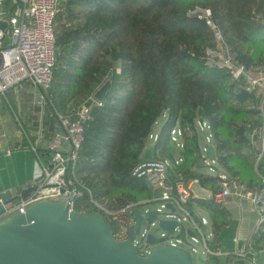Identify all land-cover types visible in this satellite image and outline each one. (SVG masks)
<instances>
[{
	"label": "trees",
	"instance_id": "obj_1",
	"mask_svg": "<svg viewBox=\"0 0 264 264\" xmlns=\"http://www.w3.org/2000/svg\"><path fill=\"white\" fill-rule=\"evenodd\" d=\"M196 5L211 10L238 62L264 71L262 0H58L55 64L50 85L43 91L42 125L49 137L58 129L59 115L74 112L84 101L91 106L75 162L82 191L73 205L77 213L100 214L94 203L110 209L146 205L157 187L150 188L132 170L146 148L151 158L173 161L170 132L174 127L181 131L183 161L168 168L165 183L193 181L212 194L218 192L217 175L200 170L205 158L199 121L208 125L211 134L216 173L248 189L264 186L259 176L264 175V155L256 161L260 98L245 90L240 80H231L225 68L206 63V51L216 50V42L204 20L188 15ZM12 8L11 0L3 1L6 12ZM106 79L110 85L105 99L90 103L88 97ZM37 117L30 118V127H23L26 139L34 140L30 132L39 128ZM161 117L165 118L150 144L148 137ZM252 129L256 132L251 140ZM41 152L36 154L45 157L46 150ZM194 204L213 213L206 246L216 252L229 213L212 197H191L186 207L195 219ZM180 236L185 238L184 233ZM248 248L264 252V223L251 235ZM247 254L208 257L211 264H248Z\"/></svg>",
	"mask_w": 264,
	"mask_h": 264
},
{
	"label": "built area",
	"instance_id": "obj_2",
	"mask_svg": "<svg viewBox=\"0 0 264 264\" xmlns=\"http://www.w3.org/2000/svg\"><path fill=\"white\" fill-rule=\"evenodd\" d=\"M3 1L0 0V21H6L7 27L3 31L0 29V96L5 97L9 89L26 81H30L43 92L50 85L52 68L55 64L54 20L58 11V0H11L13 8L10 12L3 9ZM188 15L204 20L213 31L216 50L206 51V63L209 66L225 68L231 80H240L245 90L254 92L260 98L259 110L262 113V123L259 128V151L256 154V161H258L264 155V71L251 70L233 57L224 43L221 31L212 20L209 8L196 5L188 12ZM259 18L264 22V17L259 15ZM218 43L222 46V53L217 47ZM88 100L90 103H99L94 99L93 94L88 97ZM90 107L84 101L74 112L66 116H58V129L46 141V156L35 154V168L31 178V186L35 189L25 199L5 206L4 211L0 213V222L11 214L23 213L31 204L47 198H58L73 209L74 202L82 196L75 176V162L82 140L83 124L89 119ZM198 123H201L202 133L205 130L208 131V125L205 122ZM176 130L181 137L180 129ZM176 130L173 128L170 132L172 152H176V155L173 154V161L169 158L143 157L132 170V175L145 178L151 187L160 188L158 197L151 199L152 204L157 203V206L153 208L158 214L170 217V212L164 204H172L175 215L181 220L186 218L188 227L196 234L194 239L184 232L185 238L176 237L170 240L171 245L175 246L176 243L183 241H200L206 256L213 253L220 254L217 251H210L206 246L208 235L205 231V219L193 218L186 207L192 197L193 181L176 180L172 184L165 183L168 168L183 161L182 142L174 136ZM19 131L23 133L21 127ZM43 131L42 124H39L37 142L45 137ZM255 132L254 129L249 132L251 140ZM151 138L155 140L156 135L151 133L148 140ZM210 139L211 134L208 133L205 136L206 143L210 142ZM205 147L202 148L205 158L203 164L211 166L215 161L205 157ZM37 148L38 146L34 144L30 146V150L35 153ZM216 175L220 179V190L212 194L213 202L222 204L224 199L232 194L246 198L258 215L256 231L260 224L264 223V186L248 189L235 182H229L223 173H216ZM259 176L264 180V175L259 174ZM94 205L107 220L113 239L130 240L140 255L147 253L148 247L144 239L148 230L141 228L138 235L134 234L136 221L133 217V208L137 206L136 204L130 203L118 209H110L96 203ZM236 254L242 258L247 251L242 249ZM248 264L257 263L251 259Z\"/></svg>",
	"mask_w": 264,
	"mask_h": 264
},
{
	"label": "water",
	"instance_id": "obj_3",
	"mask_svg": "<svg viewBox=\"0 0 264 264\" xmlns=\"http://www.w3.org/2000/svg\"><path fill=\"white\" fill-rule=\"evenodd\" d=\"M6 27L7 22L1 20L0 29ZM109 85L106 79L94 90L97 102L105 99ZM204 155L213 158L211 145L205 147ZM143 157H151L149 148ZM34 189L28 186L14 195L8 189L0 192V213ZM164 206L170 217L158 214L154 208H133L135 235L144 221L160 232L157 237L148 230L144 239L148 251L140 255L130 240L112 238L107 220L98 212L77 213L58 198L37 201L23 213L11 214L0 222V264H193L191 254L184 248L160 243L184 232L196 238L195 232L175 215L173 205Z\"/></svg>",
	"mask_w": 264,
	"mask_h": 264
},
{
	"label": "crops",
	"instance_id": "obj_4",
	"mask_svg": "<svg viewBox=\"0 0 264 264\" xmlns=\"http://www.w3.org/2000/svg\"><path fill=\"white\" fill-rule=\"evenodd\" d=\"M43 103V92L30 81L9 89L5 97L0 96V192L8 189L14 195L31 186V178L35 168V154L38 150L45 153L48 137L45 136L37 142L35 139L37 130H32L30 135L34 137V140L26 139L24 130L22 133L19 129L20 127L23 129L24 126L30 127L32 125L30 118L34 115L37 117L38 110L37 120L39 124H42L45 115ZM37 108L39 109L37 110ZM42 127L45 133V126L42 125ZM24 140L27 144H24ZM33 144L38 146L36 153L30 150V146ZM207 145L205 143L201 146L203 148ZM200 170L206 173L201 168ZM209 170L213 172V176L216 174L213 167ZM193 186L194 182L191 184L192 197L210 198L212 196L210 189L201 188L198 185L199 190L195 192ZM222 205L227 209L229 217L227 224L219 233L220 247L217 252H220L219 255L235 254L246 249L251 235L255 232L258 215L246 198L233 194L227 196ZM193 208L197 218H203L207 223L209 221V229L206 233L210 237L213 213L196 204L193 205ZM186 225L188 226V224ZM246 251L251 253L250 259L255 260L257 264H264V252H256L251 248L246 249ZM207 259L210 263L208 256Z\"/></svg>",
	"mask_w": 264,
	"mask_h": 264
},
{
	"label": "rangeland",
	"instance_id": "obj_5",
	"mask_svg": "<svg viewBox=\"0 0 264 264\" xmlns=\"http://www.w3.org/2000/svg\"><path fill=\"white\" fill-rule=\"evenodd\" d=\"M217 47L218 49L220 50V53H222V46L220 43L217 44ZM165 117H161L154 125L153 127V131H152V134L153 135H156V133H158V130L159 128L161 127V123L162 121L164 120ZM201 124V123H200ZM200 124L198 123L196 126H197V129H198V134H199V139H200V144L203 146L205 145L206 143V140H205V136L208 135L209 131L205 130L204 134L202 133V130L201 129V126ZM175 130L178 129V127H174ZM174 136L177 140L181 141V137L180 135L178 134L177 130L175 131L174 133ZM154 138H151L149 139V142L151 144L152 140ZM206 144H209L211 145L212 144V141H210V143H206ZM212 146V145H211ZM174 155H176V152H173ZM209 167H212V164L211 166H206L204 164H201V169L204 170L206 173L208 174H211L213 175V172L211 170H209ZM156 189V187L154 188ZM193 190L195 192H197L199 190V187H198V184L196 182H194V186H193ZM160 193V189H156V194L155 196L152 198V199H156L158 197ZM152 200H150L148 203H145L146 205L145 206H142V208H153V207H156L157 206V203L155 204H152L151 202ZM206 217L208 218V216L206 215ZM182 221L187 224V220L186 218H182ZM208 221V220H207ZM209 221L208 223L206 222V225H205V229H206V232L207 230L209 229ZM142 229H147L149 230L151 233H154L157 237L160 235V232L156 229V227L153 225V226H149V224L144 221L143 224H142ZM170 240H173V239H165V240H162L160 243L162 244H169ZM177 246H180L182 248H184L185 250H187L190 254H191V257H192V261H193V264H208L209 261L207 259V256L206 254L204 253V250L202 248V245H201V242L200 241H197V242H191V243H186V242H178L176 243ZM193 249H196L197 251H194ZM211 264V263H209Z\"/></svg>",
	"mask_w": 264,
	"mask_h": 264
}]
</instances>
